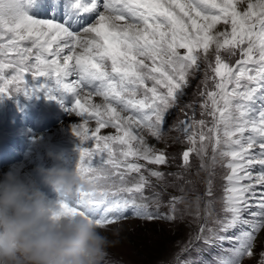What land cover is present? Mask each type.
Returning <instances> with one entry per match:
<instances>
[{
	"label": "snow or ice",
	"instance_id": "snow-or-ice-1",
	"mask_svg": "<svg viewBox=\"0 0 264 264\" xmlns=\"http://www.w3.org/2000/svg\"><path fill=\"white\" fill-rule=\"evenodd\" d=\"M42 7V0H0V95L38 91L28 87L30 76L74 99L67 111L83 121L72 132L80 141L76 169L88 190L61 202L54 218L80 215L100 229L129 211L140 219L175 220L182 196H171L168 214L161 215L149 211V202L159 207L162 192L145 193L166 191V175L182 178L148 168L168 164L149 137L163 140L170 110L180 108L185 119L173 127L189 144L182 167L190 169L195 154L207 173L203 196L196 198L198 231L181 253L197 241L215 240L234 245L218 264L251 257L256 234L264 230V0H63L62 21L56 18L59 0L51 5L52 18L34 16ZM86 14H95V21L86 24ZM237 53L234 65L225 59ZM201 63L198 106L209 120L195 119L194 102L182 105ZM106 128L114 134H100ZM217 166L224 169L221 214L209 227ZM260 257L264 264V251Z\"/></svg>",
	"mask_w": 264,
	"mask_h": 264
},
{
	"label": "rangeland",
	"instance_id": "rangeland-1",
	"mask_svg": "<svg viewBox=\"0 0 264 264\" xmlns=\"http://www.w3.org/2000/svg\"><path fill=\"white\" fill-rule=\"evenodd\" d=\"M42 3L45 7L34 11L33 14L37 16L44 14L45 18H52V2L50 0H42ZM59 4L63 8V0H59ZM62 14L63 9L58 13L56 18L62 21ZM225 59L234 65L236 60L239 59V53L230 58L226 56ZM204 69L205 65L201 63L200 71L195 74L194 78H191L190 86L185 90L186 94L182 98V105L189 102H194L197 105L195 110L196 120L210 119L207 116L202 117L200 115V108L198 106L201 100L199 93L203 90L201 82L204 79ZM6 75H10V73ZM211 75V72H209V76ZM26 79L29 88H39V90L32 91L29 94L0 95V172L11 163L16 164L23 161L22 159L25 157L27 149H33L35 153L36 168L51 167L54 163L52 159H49L48 154L51 153L59 154L60 156L59 161L55 163L71 170L78 162V149L80 147V141L72 132L74 126L72 127L69 123H65L59 127V123H57V118L55 117L57 113L56 108L44 96L45 87L49 81L44 82L42 78L40 81H33L30 76L26 77ZM41 84H44L43 88H40ZM207 87L209 89L212 88L211 81L208 82ZM44 109L47 111L46 113L43 111ZM185 111L191 116L190 110L185 109ZM78 118L82 120L80 117ZM184 119L185 112L181 111L180 108L170 110L164 126L165 136L163 140L156 141L149 137V142L155 145L157 149L164 150L169 159L167 165H148V168L158 167L159 170L166 174L180 173L182 175L181 179H177L173 175H166L164 181V184L167 185L166 191L160 187L146 190L145 194L148 196H151L153 191L162 192L159 207L155 201H150L149 211L158 212L161 215L168 214L169 208L167 205L170 197L182 196L184 199L183 202L177 205L176 219L171 221L164 219H140L134 217L131 211H129L125 214L126 219L108 225L105 229H100L111 241V245L107 249L105 264H218L219 257L230 255L227 250L234 245L227 241L221 243L215 240L211 244H205L202 240L197 241L189 251L181 253V248L188 243L189 236L198 231L200 221L195 218L196 198L197 196H203L206 187L205 180L207 179V173L199 168L200 162L195 154H190L189 157L191 168L186 170L182 167V153L187 150L189 144L185 141L183 134L175 130L173 126L178 125ZM37 124L48 128L47 131L49 128H54L52 129L54 131L53 133L46 132L40 141L28 140V136H26L27 139H24L25 129L34 130ZM88 126L89 129H94L96 125L94 121H89ZM13 127L14 129H12ZM100 134H114V130L111 128L102 129ZM7 139L8 143L4 148H1V144L6 142ZM84 143L85 146H88L92 142L86 141ZM141 163L144 162L141 161ZM215 171L217 174L214 177V192L217 202L211 215L208 216L209 227L214 226L213 221L216 215L221 214L219 197L222 195L221 185L223 181L220 177L224 169L217 166ZM19 175L25 178V174L21 173ZM27 175L30 179L34 176L29 169H27ZM145 175H147V172H145ZM188 181L191 183H187ZM156 183L153 179V184L155 185ZM181 187L184 189L183 192L179 190ZM41 190L51 202L60 199L57 198V193L46 186H43ZM54 196H56V200H54ZM66 202L70 203L71 200H67ZM201 215H203L202 203ZM237 231L238 229L233 230L227 233V235H235ZM261 233H264V230L256 234L253 242V255L251 257L245 256L241 260V264H258L261 258L260 253L264 251V238ZM220 235L225 234L220 233ZM178 253L180 256L177 261L175 257Z\"/></svg>",
	"mask_w": 264,
	"mask_h": 264
},
{
	"label": "clouds",
	"instance_id": "clouds-1",
	"mask_svg": "<svg viewBox=\"0 0 264 264\" xmlns=\"http://www.w3.org/2000/svg\"><path fill=\"white\" fill-rule=\"evenodd\" d=\"M54 161L33 173L39 183L19 175L13 168L0 176V264H105L108 237L80 215L54 218L61 202L71 200L77 190L87 191L76 165L68 170ZM40 185L60 197L47 199Z\"/></svg>",
	"mask_w": 264,
	"mask_h": 264
},
{
	"label": "bare ground",
	"instance_id": "bare-ground-1",
	"mask_svg": "<svg viewBox=\"0 0 264 264\" xmlns=\"http://www.w3.org/2000/svg\"><path fill=\"white\" fill-rule=\"evenodd\" d=\"M50 2H52V5H54L57 3V0H50ZM100 2L102 3V0H100ZM62 9L63 8H61L60 4H59V8L57 9V12L59 13ZM100 11H103V9H100ZM51 13H53V12H51ZM86 15H87L86 24H90V23L95 21V19H96L95 14H86ZM34 16L36 18H45L44 14H40V16H37L35 14ZM61 17H63V14ZM86 24L84 26H86ZM217 27L220 30H223L225 26L221 24V25H218ZM77 30H79V28ZM72 79H75V77H70L69 82ZM48 84H49V86H48ZM44 92H45L44 96L46 97V100L49 101V103L52 104L53 107L56 108L57 113H56L55 117L57 118V123H59V127H61V124L64 125L65 123H69L70 126L73 127V126H75L76 123L79 124V123L83 122L77 116H75L74 114H70L69 111H67V109L71 108V105L74 102V99L71 95L60 93V92L56 91L54 85H52V82L50 83V81H49V83L46 84ZM94 100H95V102H100L99 97L94 98ZM87 127H89V126L87 125ZM12 129H14V127ZM47 129L48 128H46L44 126H40L38 124L35 126L34 130L25 129L24 139H27L26 136H28L29 137L28 140L32 139L35 142L40 141L41 138L46 134V132L47 133H51V132L53 133V131H54V130H52L54 128H52V129L49 128L48 131H47ZM17 131H19V130H17ZM7 143H8V139L6 142L1 144V148H4ZM22 160L23 161H20L19 163H16V164L11 163L5 169L1 170L0 176L3 175L4 173L8 172L10 168H13L19 174H21V173L25 174L26 179H30L27 175V169L31 170V173L35 176V174L33 173V169L36 168V163H35L36 157H35V153L33 152V149L32 150L27 149L26 155ZM34 176L30 180H35L37 183H39L38 178L36 176L35 177ZM40 188H43V185H40ZM261 234H262V237L264 238V233H261Z\"/></svg>",
	"mask_w": 264,
	"mask_h": 264
}]
</instances>
